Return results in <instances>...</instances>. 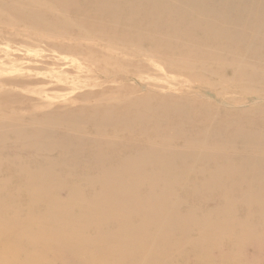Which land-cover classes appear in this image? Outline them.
<instances>
[{
	"label": "bare ground",
	"instance_id": "6f19581e",
	"mask_svg": "<svg viewBox=\"0 0 264 264\" xmlns=\"http://www.w3.org/2000/svg\"><path fill=\"white\" fill-rule=\"evenodd\" d=\"M39 1H42L45 4L47 3L49 5H53L55 7L67 6V5H70L71 3L73 5L78 4V6L79 5L85 6L86 5L88 7L92 6L95 10H96V6H97V2H98V1L96 2V0H0V12L2 11L1 7H2V9L10 11L14 16H16L15 21H12V22L21 23L20 25H17L16 27L12 26V29H9L7 27L8 26L7 23L1 19L3 21L2 27L4 26L5 29L3 27V29L0 30V44L6 46V48L8 50H11V51L25 52V53L29 54L30 52L34 51L36 48L37 49L42 48L43 51H45L51 55H54L58 58H62V57H64V58H66V57L76 58L79 62H82V61L85 62V64H82V66H77V69L81 72L85 69L84 65H86V69H87V67H90V65H88V64H90V63L92 64V62L89 61L90 58L89 59H86V58H87V55L90 54L89 52H96V48H94V47L93 48H90V47L81 48L79 45H76L77 41H75V42L67 41L68 39H66V38H64V39H66V42L61 43V42L56 41L54 39V37L52 38L48 35L47 36L39 35L38 33H35L36 32L35 30H33L35 32H29V31L28 32H26V31L22 32L21 30H19L20 28L19 29L17 28V27L23 26V24H27V23L28 24H34V25H43V26L47 25L48 19L45 17V15L43 13L27 11L23 8V6L31 5V4L37 3ZM112 1L114 2V0H112ZM120 1H122V0H120ZM191 1H194V0H191ZM221 3H223V1L218 0L216 3L217 4L216 7H214L212 11L221 12L222 17L227 18V16L229 15L228 11H223V8L221 7ZM105 4H109V3H105ZM98 5H100V4H98ZM210 5H212V4L210 3ZM123 6H126V5L123 4ZM86 8H84V9H86ZM123 8L124 7H122V9ZM74 9L76 10L75 7H74ZM78 9H80V8H78ZM147 11H148V9H147ZM81 12H83V11H81ZM121 12L123 13L122 10H121ZM205 12H208V11L205 10ZM60 13H61V11H60ZM142 13H143V11H142ZM176 13H177V16H179V17H185L187 15V13L181 12V11H176ZM84 14H82V15H84ZM118 15H120V14L118 13ZM145 15H144V17L147 16V15L146 16ZM249 15H251V13ZM54 17H55L54 15L50 16L51 21L56 19V17L55 18ZM91 17H88V19L89 18L91 19ZM95 17H97V16H95ZM99 17H101V16H99ZM263 17H264V15H262V18ZM1 18H3V17H1ZM76 18H78V22H79V20H80L79 17H76ZM92 18H94V17H92ZM85 19L87 20V17L86 18L82 17L83 22L80 21L81 23L79 22V24L84 25L85 23H87L85 21ZM129 19H131V18H129ZM140 19H142V15H141ZM149 20H151V18ZM51 21H50V25L52 24ZM104 21H107V20L105 19ZM96 22H97V20H96ZM123 23L125 24L126 21ZM105 24H107L106 28H108L109 27L108 23H105ZM126 24L128 25V23H126ZM126 24H125V27L127 26ZM155 24L161 25L162 27L167 28L168 32L175 37L186 38L189 36V32H188L189 29L186 30L184 28H178V25H174L170 22L162 21L159 18L156 19ZM109 25L112 26V24H109ZM138 25H139V23H138ZM136 26H137V23H136ZM26 27L27 26H25V29H27ZM125 27L123 28V31L126 30ZM109 28L111 29V27H109ZM113 28H112V30H113ZM7 29H9V30H7ZM22 29H24V27ZM76 29H77V26H76ZM76 29L74 30V32L76 31ZM121 29H122V27H121ZM150 29L151 28H149V30ZM115 30H117V29L115 28ZM130 30H127L126 32L129 33ZM107 31H109V30H107ZM134 33H136V32H134ZM153 33L154 32H152V34ZM42 34H43V32H42ZM82 35H84V32H83V34H81V36ZM90 36H92L91 33H90ZM206 36L208 39L213 38L210 36H215L220 40H222L223 38H225V39L234 38V37H230L226 32H223L221 29L209 30V31H207ZM235 37H237V36H235ZM77 38H80V35H78ZM96 38L94 39L95 41H96ZM69 39H71V38H69ZM251 39L256 40L261 45H264V37L261 38V37L257 36L255 38H251ZM71 40H73V39H71ZM88 40H90V39H88ZM184 40L185 39H183V41ZM241 40H243V41H241ZM82 41H84V40H82ZM148 41L153 43L155 46H157V44L154 43L155 42L154 40L151 41L148 39ZM87 42L88 41H86L85 43H87ZM189 42H191V41H189ZM235 42H239L238 43L239 46H242L246 42L249 44L246 47L255 48V46H253L249 42V40L245 39V38L244 39L239 38V40H238V38H236ZM88 43L90 44L91 41ZM98 43H100V42H98ZM252 43H253V41H252ZM223 44H225V43L223 42ZM197 46H198V44H197ZM157 48L159 50H161V52L163 53L162 55H169V54H174V53L184 54L185 52H187L180 47L171 48V46L169 44L162 43V42H160V44H159V46H157ZM128 50H130V49L128 48L126 50V52H124V51H121V52L127 53ZM218 50H220V49H218ZM250 50H252V49H250ZM243 51H245V50H243ZM136 53H137V51H136ZM214 53H217V51L213 50L211 52V56ZM198 54H200V53H198ZM121 55H123V54H121ZM185 55H188V53ZM239 55H241V54H239ZM133 56L136 58H140L139 54H138V56H135V55H133ZM241 56H243V55H241ZM34 57L35 56H33V58ZM123 57H125V55ZM146 57L153 59V61L157 59L156 58L157 56H154L151 54H148ZM205 59H206V57H205ZM213 59H215V58L213 57ZM52 60H53V58L41 57V61H40L41 65H39L40 63L39 64L33 63L34 65H31V64H27V63L26 64L21 63L22 61H29L30 63L33 62V59H30L29 56H26V55L23 57H21V56L15 57L13 59L7 58L5 61L3 60L4 63L0 59V61H1L0 69L2 71H7V66L8 67L11 66L12 68H21V69L25 68V69H28V70L35 72V73H41L43 71H49V73L52 74L53 69H51V68L56 67L57 70H60L62 73H67V74L71 75V73H70L71 68L69 66H68L70 68L68 70L69 72L62 71L61 65L58 62L54 63ZM51 61L53 62V64H51ZM99 61H97V62L100 65ZM161 61L160 60L157 61V62H159L158 64L163 65L162 67L165 66L167 68V70L165 71L164 74H166V72L172 73L173 75H175L173 77H176V76L183 77L184 76L183 72H187V69L190 68V67H187L189 64L187 63L186 60H180L179 61L180 65H178V66H175V65L171 66L170 63L168 66V64L161 62ZM100 62L103 64L102 61H100ZM144 62H146V61H144ZM117 63H119V62H117ZM149 63L153 64L152 62H149ZM75 64L76 63H74L72 65H75ZM123 64H125V63H123ZM133 64H134V62H133ZM213 66H215L219 71H225V72H223L224 74L230 73V74H232V76H235V77L239 78L240 80L242 79V77H240L241 71H240V69H236L235 67H240L241 70H243V71L245 69L236 61L222 62L221 60H219L217 63H214ZM117 67H118V65H117ZM165 67H164V70H165ZM155 68H157V67L155 66ZM199 68H200V66H199ZM106 69L107 68H105V70ZM150 69H151V67H150ZM159 69H160V67L158 65L157 70L159 71ZM212 69H214V68H212ZM130 71L132 72V70H130ZM162 71L163 70H160L161 73H162ZM9 72L10 71H8V73ZM108 72H109V70H108ZM122 72H123L122 76H120L118 78L117 77H114V78H117V80H116L117 82L120 81V82L125 83L122 85L123 87L118 89L114 85H111L110 89L111 88H112V90L118 89L120 92H121V90L128 91L129 89L127 90V87H128L127 83L131 80H134L133 78H141V75H136L135 77H132L133 74H129V73L124 74L125 72L124 71H122ZM74 73H75V71H74ZM75 74H77V71ZM112 74H113V72H112ZM119 74H120V71H119ZM2 75H5V74H2ZM10 75H11V73H10ZM107 75H108V77L110 76L109 74H107ZM48 76H50V75H48ZM48 76H45L44 79L43 78L40 79L36 75H35V77L24 76L23 79H21V78L20 79H17V78L12 79L14 76L13 77L8 76V78H11L12 80H9L3 76L2 78H6V79H4L5 82H3L2 79L1 80L3 82L2 83L3 85L11 86V88L14 87V88H20V89H25V90H30V88H31L33 90L36 87H41L39 89L37 88L38 90L37 89L34 90L36 95L41 96L40 98H43V96H48V95L52 94L51 92H58V91H64L65 90V88H62V86L54 84V81H53V79H56L59 82L67 80V79H65V77H63V76L60 77V76H56V75L55 76L53 75L50 77H48ZM104 76H105V74H104ZM143 76H145V75H143ZM146 77H147V75H146ZM165 77H167V75H165ZM212 77H214V76H212ZM224 77H226V76H224ZM95 78H97V77H95ZM161 78H163V77H161ZM177 78H179V77H177ZM147 79H148V77H147ZM173 79H174L173 82H175L176 78H173ZM186 79H187L186 82L176 81L179 83L177 86H180V84H181L185 88L188 87L189 89H193L195 86V83L201 82V81L206 82V80H204V79L200 80L199 77L192 75L190 72L188 73V77ZM110 80L111 79H109V81ZM169 80L171 81L172 79L169 78ZM116 81H114V83ZM99 82H101V81L99 80ZM146 82H148V81H146ZM227 82H228V80H227ZM231 83H232V81H231ZM135 84H136V82H135ZM135 84H132V85H135ZM219 84L221 85L222 88H224L223 83H219ZM242 84H244V82ZM112 86H114L115 88H113ZM174 86H176V85H174ZM203 86H205V85H203ZM206 86L210 87L209 84H207ZM73 87H74L73 89H75V86H73ZM217 87H219L218 84H216L215 88H217ZM2 88H3V86H2ZM2 88H0V89L2 90ZM108 88H107V90H108ZM211 89H213V88H211ZM237 89H238V92L242 91L239 88H237ZM1 90H0V95L2 94ZM69 90H70V88H69ZM71 90H72V88H71ZM85 90H87V89H85ZM88 90H93V89H88ZM107 90H106V94H108ZM132 90H134V88H132ZM171 90H170V92H171ZM22 91H24V90H22ZM93 91H96V90H93ZM97 91H99V93L101 92V90H97ZM148 91H150V90H148ZM186 91L185 92L182 91V94L180 96H173L170 93H167V91H166V93H164L165 91L163 92V90H162L161 92H163V93L157 95L159 97V103H160L159 108L164 110L165 113H167L168 111H171V112L175 111L174 112V114H175L174 120L171 119L168 122H166L168 129H170V132H168V133H166L165 131H161L160 129H156V126L151 128V126L148 125L145 127V130L140 127L139 129H137L138 131H136V132L130 131L128 134L125 133V134H127L126 135L127 138H124V139L121 138L122 140H116V139L105 140L104 137H101L103 135V131L101 129H98V128L95 129V132L98 134V135H96V137L92 138V137L88 136L86 139H80L78 137L76 139V141L78 142V147L76 149L75 155L76 156L82 155V152H84L85 150L88 149V151L90 153H92V158L90 159L91 160L90 162L93 163L96 168H98V169L94 168V171L91 172V174L92 173L94 174L97 172L95 176H92V177L85 176V179L87 180L86 185L72 184V186H67L63 183H61V184H59V183H56V184L45 183L43 178L46 175L49 176L50 172L49 171H42V170H41V172L37 173L36 175L32 176L31 178L29 177V173L25 174V176H22V178L25 177V179H23V181H26V183H24V182L18 183L16 181L17 179H19L18 176L17 177H14V176H16L17 173L18 174L27 173V171L23 168H14V170L17 172L16 173L13 169H8V168L5 169L3 167L4 169H3V171H0V174L2 176L7 175L8 177H12V179L11 180H5V179L2 180L0 178V261L4 262L3 264H213L214 262L216 264H249V262H251V261H252L251 262L252 264L253 263L264 264V230L261 232L262 233V235H261V234H259V232L257 233L256 229H254L250 225L248 226V225H244V224L239 225V227H238L239 229H237L239 231L236 233L232 229H226V226L228 224L234 222L233 215H235V213H236L235 208H234L235 205L233 204L234 201L232 200L233 195L224 192V194L222 195V200L225 202V206L217 207L210 212L211 217H214V216L218 217V216L224 215V216H230L231 219H225V220L221 221L220 223L218 222L215 224H211V223L210 224H207V223L203 224V223L195 220V218L190 216V215L182 216L178 211L177 212L176 211H166L165 210L166 206L164 205L165 200H163V199L170 197V195L172 193H169V191H166L164 189L158 190V188L155 187L156 185L154 186V184H152V181L150 180L151 178L149 179L148 177L143 176L139 173L143 169L150 168V167H156V169H158L159 167H160L159 169L170 168V163H172L175 159H182V157H184V155L182 154V152L184 150L181 152H172V151L168 152L166 150V147L172 143H174V144H178L177 142L182 143V141L185 139V134H186V131L184 130L185 124L186 125H193L194 123H196L192 119L191 116L193 115L196 118L198 116V111H201V110L204 111L206 108H208L207 103H208V101H210V100H208L206 102V100H204L202 98L204 96H199L203 100L199 97L196 98L197 94H195L196 96L192 97L194 94L191 96L189 94L190 90L188 91V93ZM194 91H196V89ZM215 91H217V90H215ZM108 92H111V91H108ZM131 92H133V91H131ZM236 92L233 94L230 93V94H232V96L230 95L232 98V99H230V101L236 102L237 98L239 99V98H242V96H244V95H242L243 92L242 93L241 92L236 93ZM11 93H13V92H11V91L8 92V95H10ZM27 93H29V92H27ZM31 93H32V91H31ZM79 93H81V92H79ZM201 93H204L203 95H205V96H210V97L213 96L215 98V101H221L220 94L217 95V94H215L216 92L213 93V91H209L208 89L205 88L204 90L201 91ZM77 94H78V92H77ZM129 94L131 95V93H129ZM174 94H175V92H174ZM57 95H59V94H57ZM75 95H74V97H75ZM116 95L114 94V96H116ZM130 95H128V98ZM139 95H141V94L139 93ZM139 95H137L133 99L127 100L124 104H117L114 107L109 106L107 108L108 110L117 109L119 111H123V113L126 115L125 120L124 119L122 121L118 120L119 123L116 124V126L120 127V129L124 126H126L127 129L130 128L131 126L129 127V124H132L133 121L136 122L135 124H141L142 123L144 117H143V113H142L141 104L144 101H148V99L144 98L145 96H143V95H141V96H139ZM2 96L3 95H1L0 97H2ZM5 96H7V95L5 94ZM54 96H55V93H54ZM117 96H121V95L118 94ZM259 96L254 95L251 98L258 100ZM96 97H98V96H96ZM33 98L35 99V97H33ZM130 98H131V96H130ZM204 98H206V97H204ZM43 99H37V102H36L34 108L28 107L26 109V110L32 109V111H33L32 115H31L32 118H29V116H27L28 119H30L29 123L27 125L23 124L24 123L23 121L27 120V117L18 116L15 118H10V116L18 114L19 111L25 110L24 108H22V106H20L21 105L20 102H19L20 105L18 104L17 106H16V104L15 105H6L7 111L3 110V112H2V110H0V137L3 136L2 132L9 133V134H11V136L13 135L15 139L11 141L12 144L10 146L18 147V149L20 148L19 149L20 153H25L27 150H29V151L34 150V151H37L39 153V152H42L44 150L45 151H51V150H54L53 148H55V146L52 144L43 145V144H40L38 142L44 136V132L42 130L43 128H39V122L37 121L39 119H37L34 115H36L40 119H43L44 121H46V120L49 121L50 117H54L56 119H63V118H72V119L79 118V119H81V116H82L81 114H83L85 111V109L83 107L73 108L71 106L70 107L71 109H70L67 106H64V107L61 106L60 108L53 110L52 115H51V113L41 114L38 112V110L42 109V108L37 106L38 103H41L40 104L41 107H46L48 105H52L49 102L48 103L39 102V101H43ZM72 99H74V98L72 97ZM121 99H119V100H121ZM74 100H76V99H74ZM74 100H72V101H74ZM117 100H118V98H117ZM96 101H98V99L95 100V103H97ZM114 101H116V100L114 99ZM121 101H123V100H121ZM230 101H228V102H230ZM243 101H246V100H243ZM23 102H24V105L26 107V104H27V103L25 104L26 101H23ZM33 102H35V101H33ZM80 102H82V101H80ZM235 102H233V103H235ZM239 102H241V101H239ZM6 103H8V101ZM103 103H105V102H103ZM223 103H225V102H223ZM237 103H238V101H237ZM105 104H107V103H105ZM211 104H213V103H211ZM257 104H259V103H257ZM78 105H80V104H78ZM260 105H264V104H260ZM250 107H251V105H250ZM4 109H5V107H4ZM72 109H77V110H72ZM186 110L191 111L192 114H190V113L188 114V112H186ZM195 110L196 111L198 110V111L196 112ZM222 110H223V108H222ZM41 112H43V111H41ZM87 113H88V111H87ZM131 113L133 115L135 114L133 120H130V114ZM227 113L228 114L234 113L236 116H239V117H244L247 115L248 116H252V115L259 116L258 114L261 113V110H259L258 108H251V110H248V109L240 110V109H234L233 108L232 110L228 111ZM260 115H261V120L264 121L263 114H260ZM40 121H42V120H40ZM118 121H116V122H118ZM161 121H162L161 123L165 122L163 120H161ZM116 122H114V123H116ZM238 125H239V123H238ZM26 127L35 129L37 132L33 136L24 137L22 132L25 130ZM202 127H204V126H202ZM88 128H89V126H88ZM113 130H115V129H113ZM147 130H149V131L155 130L157 133H158V130H160L159 134L164 139V143H161L158 138H156L155 140L151 139L148 141H143L148 136V135H146ZM108 134H110V132ZM112 135L113 134H111V136ZM70 137L71 136L69 134H67L65 138L60 139L56 143V146H58V147L60 146L63 149H66L67 146H70L73 142L70 139ZM199 138H200V136L198 133L196 139H199ZM234 139L235 140L245 139V141L251 140L253 142V144L243 145L244 151H249V152H253L254 154H256L254 159H255L257 166L258 165H264V136H258L255 133H249L247 136H235ZM187 144H188V142H186V144H185L186 149H187V152H189L190 154H193L195 152H201L202 156L206 155V152L204 151L205 149L202 150V148H201V150H197V148H194L192 145H187ZM2 146H4V139L0 140V147H2ZM260 146L263 147L262 150L260 148H258ZM113 147H114V150L122 149V148L126 149L128 147H130L128 149H134V150H137L140 148V154L138 153L137 156H131V157L116 156L115 162H117V163L120 162L118 169H116V168H114V169L104 168V167H102L103 159H104L103 158L104 150H105V148L112 149ZM143 147H144V149H146L147 152H145V150H143ZM143 151H144V153H143ZM222 151H223V148L217 146V147H215L214 152L212 154L219 155V154H222ZM28 154H30V152ZM211 156L212 155H207L206 161H209L212 158ZM222 161H223V159H222ZM16 165H17V162H16ZM113 165H116V164H113ZM8 166L12 167V165H10V164H8ZM235 168H237V167H235ZM255 168H257V167H255ZM72 169H73V171L76 170L74 168H72ZM72 169L71 168L67 169V171L72 170ZM260 169H262V170L259 173H257L258 171L255 170V172H256L255 178H256V182L259 184V186L256 185L257 190L255 189L256 191L254 192L255 199H257L259 202H254L253 200H251V201H248V200L245 201L244 200V202H241L239 205L241 207H243L245 210H247V212H249V213L252 212L253 210H259L260 212L258 213L257 219L260 222L261 227L264 228V171H263L264 168H260ZM85 170H87V169H85ZM168 171L169 172H166V174L164 176H162L160 179L164 180V181L166 180V182L171 183V184L181 185L182 181L184 180V174L180 170L173 169V168H170ZM80 172H81V170H80ZM88 172L90 173V171H88ZM146 172H147V170H146ZM127 175L130 177L129 180H125V176H127ZM147 175H150V174L148 173ZM236 175L245 176V173L237 171V170L233 169V167H231V168L229 167V168L216 170V173L212 175V179H209L210 181H206L204 179H203V181L199 179V181H200L201 185L203 186V188H202L203 191H205L207 193L208 192L214 193L215 190H219V188L222 187L223 183H230V185H231L230 187L232 189L233 188L234 189L240 188L239 186H237L233 182V178ZM189 177H190V175H189ZM153 179H154L153 181H156L155 178H153ZM244 179H246V178H244ZM191 181H193V180H191ZM226 186H227V184H226ZM254 186L255 185L248 184L247 190L252 189ZM163 188H164V186H163ZM85 191H88L90 198L85 197V194H84ZM171 191H173V190H171ZM59 195H61L62 198H59L58 197ZM154 198H160V199H162L161 201H163V202L161 204H159L160 202L155 203V202H153ZM195 201H194V203H195ZM175 208H178V206ZM181 209H182V207H181ZM197 218H199V217H197ZM166 222L168 223L167 225L165 224ZM189 231H190L189 235L191 236L190 239H186V238L182 239V237H181L182 241L181 242H178L180 240L177 241V235L178 234L184 236ZM162 245H164L166 248L161 249ZM180 245H182V246H180ZM185 245L188 246L189 249H185V247H184Z\"/></svg>",
	"mask_w": 264,
	"mask_h": 264
},
{
	"label": "rangeland",
	"instance_id": "374dc122",
	"mask_svg": "<svg viewBox=\"0 0 264 264\" xmlns=\"http://www.w3.org/2000/svg\"><path fill=\"white\" fill-rule=\"evenodd\" d=\"M105 1L104 0H102V1L96 0V2H97L96 10L92 6H90V7H88L86 5L85 6L79 5L78 6L77 3H76L77 5H73L71 3L70 5H67V6L55 7V6L49 5L47 3L45 4L42 1H39L37 3H33L31 5L23 6V8L27 11L43 13L45 15V17L48 19V22H47L46 26L34 25V24H28V23L23 24V26L17 27L18 29L20 28L19 30H21L22 32H24V31L35 32L36 31L35 33H38L39 35H44V36L48 35L52 38L54 37V39L56 41L61 42V43H65L66 39H68L67 41H71V42L77 41L76 45H79L81 48H87V47L93 48L94 47V48H96V52H89L90 54L88 53L89 55H87L86 59L90 58L89 61H91L92 64L91 63L88 64V65H90V67H87V69H86V65H84L85 69L81 72L77 69V66H82V64H85V62L84 61L79 62L76 58H70V57L58 58L54 55H51V54L43 51L42 48H39V49L36 48L34 51L30 52L29 54L25 53V52L11 51V50H8L6 48V46L0 44V59L2 62H3V60L5 61L7 58L13 59L15 57H20V56L23 57L26 55V56H29L30 59H33V62L30 63L29 61H22L21 63H24V64L27 63V64H31V65H34L35 63L39 64L41 61V57H47V58H53L52 61L54 63L58 62L61 65L62 71L69 72L68 70L71 68L70 69L71 75H69L67 73H62L60 70H57L56 67L51 68V69H53L52 74L49 73V71H43L41 73H35V72H32V71L25 69V68H23V69L12 68L11 66H9V67L7 66V71H2L0 69V73H1L0 76L2 74H5V75H2L0 77V88H2V86H3L2 90L0 89L2 91L1 95L4 96V97L2 96L3 98L0 97V103H1L0 104V110H2V112H3V110L7 109L6 105H15L16 104V106H17L20 102L21 105L20 104L19 105L22 106V108H24L25 110L19 111L18 114L12 115V116H10V118H15L18 116H21V117L29 116V118H32L31 117V115L33 113L32 109H28V110H26V109L28 107L34 108V106L37 102V99H43V98H44L43 101H39V102H46V103L49 102L52 105H48L46 107H41L40 106L41 103H38L37 106L42 108V109L38 110V112L41 114L51 113V115H52L53 114L52 111L57 109V108H60L61 106L62 107L67 106L68 108H70L71 106L73 108L83 107L85 109L84 113L81 114L82 115L81 119H79V118L56 119L54 117H50L49 121L48 120L44 121L43 119H40L39 117L34 115L37 119H39V120H37L39 122V128H43L42 130L44 132V136L38 142L40 144H43V145H49V144L54 145L55 148H53L54 150H51V151H45L44 150V151L38 153L37 151H34V150H30V151L27 150L26 151L27 153L26 152L20 153L19 152L20 148L18 149V147L10 146L12 144L11 141L15 139L14 136L13 135L11 136V134H9V133L2 132L3 136L0 137V140L4 139V146L0 147V171H3L4 168L5 169H7V168L13 169V170H14V168L25 169L27 171V173H24V174H18L14 170L17 173V175L14 177L18 176V178H19L16 180L18 183H20V182L26 183V181H23V179H25V177L22 178V176H25V174L29 173V177L31 178L32 176L36 175L37 173L41 172V170H42V171H49L50 172L49 176L46 175L43 178L45 183H48V184H56V183L61 184V183H63L67 186H72V184L86 185L87 180L85 179V176H90V177L95 176L97 172L94 174L93 173L91 174V172L94 171V168L95 169H98V168H96L94 166V164L90 162L91 161L90 159L92 158V153H90L88 151V149L85 150L84 152H82V155H78V156L75 155L76 149L78 147V142L76 141V139L78 137L80 139H86L88 136L92 137V138L96 137V135H98V134L95 132V129L98 128V129H101L103 131V135L101 137H104L105 140H109V139L122 140L124 138H127L126 135L130 131L136 132V131H138L137 129H139L140 127L145 130V127L148 125L151 126V128L156 126V129H160L161 131H165L166 133H168V132H170V129H168L166 122H168L171 119L174 120V118H175L174 112L175 111H173V112H171V111L167 112L166 111L167 113H165L164 110L159 108L160 103H159V97L157 95L163 93L164 91H165L164 93H166V91H167V93H170L173 96H180L182 94V91L185 92L187 90L186 92L188 93V91L190 90L189 94L191 96L194 94L192 97L196 96L195 94H197L196 98L199 96H204L206 98H204V97H202V98L204 100H206V102L208 100H210L211 102L208 101V103H207L208 108H206L204 111H202V110L198 111L197 110L198 116L196 118L193 115L191 116L192 119L196 123H194L193 125H186L185 124L184 130L186 131V134H185V139L182 141V143H180V142H177L178 144L172 143V144H169L167 146L168 148L166 147V150L168 152H171V151L172 152H181L184 150L182 152V154L184 155V157H182V159H175L172 163H170V168L180 170L184 174V180L182 181V184L181 185L171 184V183L166 182V180L164 181V180L160 179L162 176H164L166 174V172H169L168 170L170 168L159 169L160 168L159 167L158 169H156V167H150V168L143 169L139 173L143 176L148 177L149 179L151 178L150 180L152 181V184H154V186L156 185L155 187L158 188V190L164 189L166 191H169V193H172L170 195V197L163 199V200H165L164 205L166 206L165 207L166 211H176V212L178 211L182 216L190 215V216L194 217L195 220H197L198 222H201L203 224H206V223L207 224H210V223L215 224L218 222L220 223L221 221H223L225 219H231L230 216H224V215L218 216V217L214 216L215 217L214 218V217L210 216V212L217 207L225 206V202L222 200V195L224 194V192L233 195L232 200L234 201L233 204L235 205L234 208H235L236 213H235V215H233L234 222L228 224L226 226V229H232L236 233L239 231V230H237V229H239L238 228L239 225L244 224V225H248V226L250 225L251 227L256 229L257 233L259 232V234L262 235L261 232L264 230V228L261 227L260 222L257 219L258 213L260 211L259 210H253L252 212L249 213V212H247V210H245L239 204L241 202H244V200L245 201L253 200L254 202H259L257 199H255V194H254V192L257 190L256 187L259 186V184L256 182L255 170H257L258 171L257 173H259L262 170L260 168H264V165H258L257 166L255 159H254L256 154H254L253 152L244 151L243 145L253 144V142L251 140H247V141H245V139L235 140L234 138H235V136H247L249 133H255L258 136H264V132H263L264 131V121L261 120V115H260V114H263V116H264V105H260V104H264V102H263L264 101V64H263L264 63V45H261L256 40L251 39V38H255L257 36H259L261 38L264 37V17L262 18V15H264L263 14L264 13V11H263L264 10V0H222L223 3H221V7L223 8V11H228V14H229L227 16V18L222 17L221 12L212 11L213 8L216 7V5H217L216 3L218 0H194V1H191V0H151V1L150 0H122V1L114 0V2L112 0H110V1L105 0ZM105 3H109V4H105ZM210 3L212 5H210ZM98 4H100V5H98ZM123 4L126 6H123ZM74 7L76 8V10L74 9ZM81 7L83 9L86 7L87 8L83 10ZM122 7H124L123 8L124 10L122 9ZM78 8H80V9H78ZM147 9H148V11H147ZM1 10L2 11L0 12V27H1L0 30H2L4 27V26L2 27L3 21L7 23V25H8L7 27L9 29H12V26L16 27L17 25L21 24V23H17V22H15V23L12 22V21H15L16 16H14L10 11L2 9V7H1ZM121 10L123 11V13L127 12L128 14L127 13L123 14L121 12ZM205 10L208 12H205ZM60 11H61V13H60ZM81 11H83V12H81ZM142 11H143V13H142ZM176 11L185 12V13H187V15L185 17H179V16H177ZM118 13L120 15H118ZM250 13H251V15H249ZM82 14H84V15H82ZM143 14L144 15L146 14L147 16L145 15L146 17H144ZM51 15H54L57 20L54 19L51 21V18H50ZM141 15H142L143 20L140 19ZM91 16L94 18H92ZM95 16H97V17H95ZM99 16H101V17H99ZM1 17H3V18H1ZM76 17H79V19H80L79 22L80 21L83 22L82 17L83 18L87 17V20L85 19V21L87 23H85L84 25L79 24L78 18H76ZM88 17H91V19L90 18L88 19ZM129 18H131V19H129ZM150 18H151V20H149ZM158 18L161 19L162 21L170 22L174 25H178V28H184L186 30L189 29V31H188L189 36L186 38H180V37H175V36L171 35L168 32L167 28L162 27L161 25L155 24V21ZM105 19L107 21H104ZM96 20H97V22H96ZM124 20L126 21V23H128V25L125 23L127 25L126 26L127 28L125 27V24L123 23V22H125ZM50 21L52 22L51 25H50ZM105 23H108V26L111 27V29L109 27L106 28L107 24H105ZM136 23H137V26H136ZM138 23H139V25H138ZM109 24H112V26ZM25 26H27L26 27L27 29H25ZM76 26H77V29H76ZM23 27H24V29H22ZM121 27H122V29H121ZM124 27L126 29V30L124 29L125 31H123ZM74 28L76 29L75 32H74V30H75ZM112 28H113V30H112ZM115 28L117 30H115ZM149 28H151V29L149 30ZM4 29H5V27H4ZM9 29H7V30H9ZM217 29H221L223 32H226L230 37H234V38H227V39L223 38L222 40H220L215 36H210L213 38L208 39L206 36L207 31L217 30ZM33 30H35V31H33ZM107 30H109V31H107ZM127 30H130L129 33L126 32ZM41 31L43 32V34ZM82 31L84 32V35L81 36V34H83ZM134 32H136V33H134ZM152 32H154L153 33L154 35L152 34ZM90 33L92 36H90ZM78 35H80V38H77ZM235 36H237V37H235ZM64 38H66V39H64ZM69 38H71L73 40H71ZM95 38H96V41L94 40ZM236 38H238V40H239V38L248 39L249 42L253 46H255V48L246 47L247 45H249L246 42L242 46H239L238 45L239 42H235ZM88 39H90V40H88ZM148 39L151 41L154 40L155 41L154 43L157 44V46H159L160 42H162V43L169 44L171 46V48L180 47L187 52H185L184 54L174 53V54H169V55H162L163 53L161 52V50H159L157 48V46H155L153 43L149 42ZM183 39H185V40L183 41ZM82 40H84V41H82ZM86 41H88V42L91 41V43H90L91 45L88 42L85 43ZM189 41H191V42H189ZM241 41H243V40H241ZM252 41H253V43H252ZM98 42H100V43H98ZM223 42L225 44H223ZM197 44H198V46H197ZM128 48L130 50H128L127 53L121 52V51L126 52V50ZM218 49H220V50H218ZM250 49H252V50H250ZM213 50L217 51V53L212 54V56L215 59H213V57L211 56V52ZM243 50H245V51H243ZM136 51L140 55V58H136L133 56V55L138 56ZM120 53L123 55H121ZM187 53H188V55H185ZM198 53H200V54H198ZM148 54L157 56L156 57L157 59L153 61V59L146 57ZM239 54H241L243 56H241ZM124 55H125V57H123ZM33 56H35V57L33 58ZM205 57H206V59H205ZM98 59L100 61H102L103 64ZM94 60L99 61L100 65L98 64L97 61L95 62ZM159 60L160 61L162 60L161 62L168 64V66H169V63L171 66H174V65L178 66V65H180L179 64L180 60H186L187 63L189 64L187 67H190V68L187 69V72H183V74H184L183 77H181V76L173 77L175 75H173L172 73L166 72V74H164L165 71L167 70V68L164 66L165 67V70H164V67H162L163 65L158 64L159 62H157V61H159ZM219 60H221L222 62H227V61L228 62H232V61L238 62L243 68H245L243 71V70H241L240 67H235L236 69H240V71H241L240 77H242V79L240 80L239 78L232 76V74H230V73L224 74L223 72H225V71H219L215 66H213L214 63H217ZM1 61H0V63H1ZM52 61H51V64H53ZM144 61H146V62H144ZM117 62H119V63H117ZM133 62H134V64H133ZM149 62H152L154 65L149 63ZM74 63H76V64L72 65ZM123 63H125V64H123ZM39 65H41V63ZM117 65H118V67H117ZM158 65L160 67L159 71L157 70ZM155 66L157 68H155ZM199 66H200V68H199ZM150 67H151V69H150ZM105 68H107V69L105 70ZM212 68H214V69H212ZM73 70L75 71V73L77 71L78 75L75 74ZM108 70H109V72H108ZM130 70H132V72ZM160 70H163L162 73L160 72ZM8 71H10V72L8 73ZM119 71H120V74H119ZM122 71L125 72L124 74H127V73L133 74L132 77H135L136 75H141V78H133L134 80H131L127 83V85H128L127 90L128 89L129 90L128 91L121 90V92H120L118 89L122 88L123 87L122 85L125 83L120 82V81L117 82L116 80L118 77L123 75ZM112 72H113V74H112ZM189 72L192 75L199 77L200 80H202V79L206 80V82L201 81V82L195 83V86L193 89H189L188 87L185 88L181 84H180V86H177L179 84L178 82H186V80H187L186 78L188 77ZM10 73H11V75H10ZM104 74H105V76H104ZM107 74H109L110 76L108 77ZM7 75L11 76V77L14 76L12 79H14V78L23 79L24 76L35 77V75L40 79H42V78L44 79L45 76H48V75H50V76L54 75L55 76L56 75V76H60V77L63 76L67 80L59 82L56 79H53L54 84L62 86V88H65V90L64 91H58V92H51L52 94H50L48 96H43V98H40L41 96L36 95L34 90H36L37 88L39 89L41 87H36L33 90L31 88H30V90H25V89L14 88V87L11 88V86L3 85L2 83L5 82L4 79L7 78L9 80H12L11 78H8ZM143 75H145V76H143ZM146 75H147L148 79H147ZM165 75H167L168 78L165 77ZM3 76L6 78H2ZM50 76H48V77H50ZM212 76H214V77H212ZM224 76H226V77H224ZM95 77H97V78H95ZM114 77H117V78H114ZM161 77H163V78H161ZM172 77L176 78L177 80L175 79V82H173L174 79ZM177 77H179V78L181 77V78L179 79ZM169 78L172 80L170 81ZM1 79L3 80V82ZM109 79H111V80L109 81ZM99 80L101 82H99ZM227 80H228V82H227ZM114 81H116V82L114 83ZM146 81H148V82H146ZM176 81H178V82H176ZM231 81H232V83H231ZM135 82H136V84H135ZM241 82L242 83L244 82V84H242ZM219 83H223L224 88H222ZM132 84H135L136 86L132 85ZM207 84H209L210 87L206 86ZM216 84H218V86H219V87H217L218 89L215 88ZM111 85H114L118 89H113V90H112V88L110 89ZM174 85H176V86H174ZM203 85H205V86H203ZM73 86H75V89H73L74 88ZM114 86H112V87L115 88ZM204 87L206 89H208L209 91H213V93L216 92L215 94H217V95L220 94L221 101H215V98L213 96L210 97V96L203 95L204 93H201V91L205 89ZM69 88H70V90H69ZM71 88H72V90H71ZM107 88H108V90H107ZM132 88H134V90H132ZM211 88H213V89H211ZM237 88L241 89L242 91L238 92ZM85 89H87V90H85ZM88 89H93L96 91L88 90ZM195 89H196V91H194ZM22 90H24V91H22ZM97 90H101V92L99 93V91H97ZM106 90H107L108 94H106ZM130 90L133 92H131ZM148 90H150V91H148ZM162 90H163V92H161ZM170 90H171V92H170ZM215 90H217V91H215ZM10 91L13 92V93H11L12 95L11 94L8 95V92H10ZM31 91L34 95L31 93ZM108 91H111V92H108ZM3 92L4 93L6 92L5 94L7 96H5V94ZM27 92H29V93H27ZM77 92H78V94H77ZM79 92H81V93H79ZM141 92L142 93L144 92V93L142 94ZM174 92H175V94H174ZM235 92L236 93H240V92L242 93L243 92L242 95H244V96H242V98H239V99L237 98L236 102L230 101V99H232L231 98L232 94ZM54 93H55V96H54ZM129 93H131V95ZM139 93L141 95L145 96L144 98L148 99V101H144L141 104L142 113H143V117H144L142 123L141 124H135L136 122L133 121L132 124H129V127L131 126L130 128L127 129L126 126H124L126 129L124 127H122L120 129V127L116 126V124L119 123L118 120H121V121L123 119L125 120L126 115L123 113V111H119L117 109L108 110L107 108L109 106L114 107L117 104H124L127 100L133 99L134 97L139 95ZM230 93H232V94H230ZM57 94H59V95H57ZM114 94L115 95L119 94L121 96H117V95L114 96ZM74 95H75V97H74ZM128 95H130L131 98H130V96L128 98ZM141 95H139V96H141ZM254 95H257V96L260 95L259 99L258 100L252 99L251 97ZM96 96H98V97H96ZM33 97H35V99ZM72 97L76 100L72 99ZM99 97L101 99L104 97L106 100L104 98L101 100ZM117 98H118V100H117ZM199 98H201V97H199ZM97 99H98V101H96L97 103H95V100H97ZM114 99L116 101H114ZM119 99H121L123 101H121ZM72 100H74V101H72ZM243 100H246V101H243ZM7 101H8V103H6ZM23 101H26L25 102V104L27 103L26 107H25ZM33 101H35V102H33ZM80 101H82V102H80ZM228 101H230V102H228ZM237 101H238V103H237ZM239 101H241V102H239ZM103 102H105L107 104H105ZM223 102H225V103H223ZM233 102H235V103H233ZM211 103H213V104H211ZM257 103H259V104H257ZM78 104H80V105H78ZM250 105H251V107H250ZM1 106L2 107L4 106L5 109H4V107L2 108ZM222 108H223V110H222ZM233 108L234 109H240V110H242V109L251 110V108H258L259 110H261V113L258 114L259 116H257V115L248 116L247 115L244 117L236 116L234 113L228 114L227 112L232 110ZM72 110H77V109H72ZM41 111H43V112H41ZM87 111L89 114L87 113ZM186 112H188V114L189 113L192 114L191 111H189V110H186ZM134 115L132 113L130 114V120L134 119ZM29 120L30 119H28V117H27V120H24L23 124L27 125L29 123ZM40 120H42L43 122ZM161 120H163L165 122L161 123L162 122ZM116 121H118V122H116ZM112 122L113 123L116 122V123L113 124ZM238 123H239V125H238ZM88 126L90 129L88 128ZM202 126H204V127H202ZM113 129H115L117 132ZM155 130L154 131L147 130L146 131V135H148L146 138L147 140L145 139L143 141H148L151 139L155 140L156 138H158L161 143H164V139L159 134L160 130H158V133ZM36 132L37 131L35 129L26 127L25 130L22 132V134L24 137H29V136H33ZM109 132H110V134H108ZM125 133H127V134H125ZM198 133H199L200 138L196 139ZM67 134H69L71 136L70 139L73 141L72 144L70 146H67L66 149H63L60 146L59 147L56 146V143L60 139L65 138ZM111 134H113V135L111 136ZM186 142H188L187 145H192L194 148H197V150H201V148H202V150L205 149L204 151L206 152V155L202 156L201 152H195L193 154H190L189 152H187L186 145H185ZM217 146L222 147L223 151H222V154L214 155L212 153L214 152V149ZM128 148H130V147H128ZM128 148H126V149L122 148V149H116V150H114V147L112 149L105 148L104 154H103V158H104L103 159V165L101 164L102 167L118 169L120 162L119 163L115 162L116 156L131 157V156H137L138 153L140 154V148L137 150L128 149ZM258 148H260L261 150L263 149V147H261V146ZM143 150H145V152H147L146 149H144V147H143ZM29 152H30V154H28ZM143 153H144V151H143ZM207 155H212L211 156L212 158L209 161H206ZM222 159H223V161H222ZM16 162H17V165H16ZM8 164L12 165V167L8 166ZM113 164H116V165H113ZM223 167L224 168L233 167V169L245 173V176L236 175L233 178V182L237 186H239L240 188H238V189L233 188L232 189L230 187L231 186L230 183H223V185L221 187L222 189L219 188V190H215L214 193H212V192L207 193V192L203 191V189H202L203 186L201 185L199 179L202 181H203V179L206 181H210L209 179H212V175L216 173V170L224 169ZM235 167H237V168H235ZM255 167H257V168H255ZM70 168L71 169L74 168L76 170L73 171V169H72V170L67 171V169H70ZM85 169H87V170H85ZM80 170H81V172H80ZM146 170H147V172H146ZM88 171H90V173ZM148 173L150 175H147ZM192 173L193 174L195 173V174L193 175ZM189 175H190V177H189ZM4 176H2L0 174V178L2 180H4V179L5 180H11L12 179V177H8L7 175H4ZM153 178H155L156 181H153L154 180ZM244 178H246V179H244ZM129 179H130V177L128 175L125 176V180H129ZM190 179L193 181H191ZM226 184H227V186H226ZM248 184L255 185L254 186L255 188L253 187L254 189L252 188L250 190H247ZM163 186H164V188H163ZM170 189L173 190L174 192L171 191ZM84 194H85L86 198H90L88 191H85ZM239 194L240 195L244 194L245 196L241 195L242 196L241 197ZM58 197L62 198L61 195H59ZM161 200L162 199H160V198H154L153 202H155V203L160 202L159 204H161L163 202ZM194 201H195V203H194ZM177 206H178V208H175ZM181 207H182V209H181ZM197 217H199V218H197ZM165 224L167 225L168 223L166 222ZM190 231L187 232L184 236L178 234L177 235V241L180 240L178 242H181L182 239H184V238L190 239L191 238V236L189 235ZM181 237H182V239H181ZM180 246H182V245H180ZM184 247H185V249H189V247L186 245ZM165 248L166 247L164 245L161 246V249H165ZM251 262H249V264H252ZM3 263L4 262L0 261V264H3ZM213 264H216V263L214 262ZM253 264H255V263H253Z\"/></svg>",
	"mask_w": 264,
	"mask_h": 264
}]
</instances>
